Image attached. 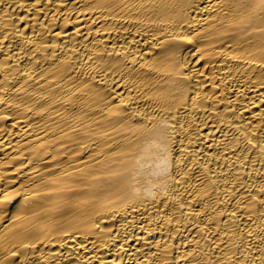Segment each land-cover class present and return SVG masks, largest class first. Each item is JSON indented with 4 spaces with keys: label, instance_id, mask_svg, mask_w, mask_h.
Instances as JSON below:
<instances>
[{
    "label": "bare ground",
    "instance_id": "bare-ground-1",
    "mask_svg": "<svg viewBox=\"0 0 264 264\" xmlns=\"http://www.w3.org/2000/svg\"><path fill=\"white\" fill-rule=\"evenodd\" d=\"M0 264H264V0H0Z\"/></svg>",
    "mask_w": 264,
    "mask_h": 264
}]
</instances>
